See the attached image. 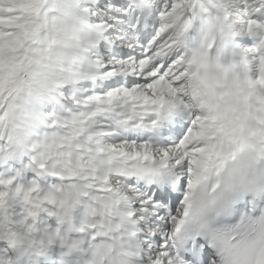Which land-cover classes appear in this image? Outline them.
<instances>
[{
    "label": "snow or ice",
    "instance_id": "snow-or-ice-1",
    "mask_svg": "<svg viewBox=\"0 0 264 264\" xmlns=\"http://www.w3.org/2000/svg\"><path fill=\"white\" fill-rule=\"evenodd\" d=\"M0 264H264V0H0Z\"/></svg>",
    "mask_w": 264,
    "mask_h": 264
}]
</instances>
